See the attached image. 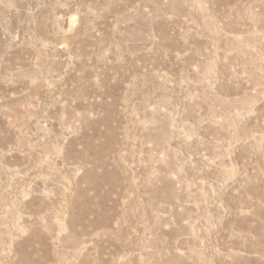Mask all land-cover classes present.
I'll return each instance as SVG.
<instances>
[{"label": "rangeland", "instance_id": "rangeland-1", "mask_svg": "<svg viewBox=\"0 0 264 264\" xmlns=\"http://www.w3.org/2000/svg\"><path fill=\"white\" fill-rule=\"evenodd\" d=\"M0 264H264V0H0Z\"/></svg>", "mask_w": 264, "mask_h": 264}]
</instances>
